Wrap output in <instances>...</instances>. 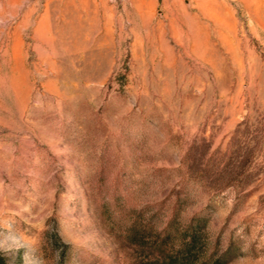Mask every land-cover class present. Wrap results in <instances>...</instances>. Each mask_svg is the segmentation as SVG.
<instances>
[{
	"label": "rangeland",
	"instance_id": "obj_1",
	"mask_svg": "<svg viewBox=\"0 0 264 264\" xmlns=\"http://www.w3.org/2000/svg\"><path fill=\"white\" fill-rule=\"evenodd\" d=\"M176 206L264 264V0H0V256L138 264Z\"/></svg>",
	"mask_w": 264,
	"mask_h": 264
},
{
	"label": "trees",
	"instance_id": "obj_2",
	"mask_svg": "<svg viewBox=\"0 0 264 264\" xmlns=\"http://www.w3.org/2000/svg\"><path fill=\"white\" fill-rule=\"evenodd\" d=\"M180 212L176 206L166 227L153 233L149 226L132 225L127 232V241L146 255L138 264H230L237 256L238 247L234 243L219 252L217 246L209 251L205 228L208 218L193 216L188 223L178 229ZM0 264H7L0 256Z\"/></svg>",
	"mask_w": 264,
	"mask_h": 264
}]
</instances>
